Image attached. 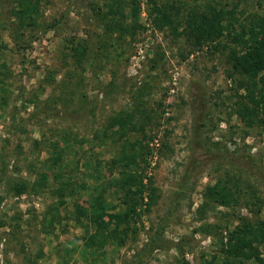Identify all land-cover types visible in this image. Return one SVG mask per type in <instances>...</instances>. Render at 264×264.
Here are the masks:
<instances>
[{"label":"rangeland","instance_id":"1","mask_svg":"<svg viewBox=\"0 0 264 264\" xmlns=\"http://www.w3.org/2000/svg\"><path fill=\"white\" fill-rule=\"evenodd\" d=\"M154 1L174 4L171 25H155L148 0H34L33 22L22 0H0V264H258L234 254L228 219L253 220L245 182L264 219V124L237 115L230 50L185 34L193 10L238 0ZM239 9L263 14L264 0ZM131 113L149 190L125 242L100 246L89 206L100 194L108 215L121 211L110 161L126 143L116 120ZM219 182L239 184L229 207L208 194Z\"/></svg>","mask_w":264,"mask_h":264},{"label":"trees","instance_id":"2","mask_svg":"<svg viewBox=\"0 0 264 264\" xmlns=\"http://www.w3.org/2000/svg\"><path fill=\"white\" fill-rule=\"evenodd\" d=\"M35 1L38 3L40 0ZM247 1L238 0L237 3H229L218 9L209 5L204 12L193 10L186 24L185 29H188V32L185 31V34L192 38L195 48H201L203 44H207L216 51L220 46L223 50H230V64L233 73L244 79L240 86L245 94L237 103V115L249 127H253L257 124H264V13L251 15L245 10L239 9L241 4H245ZM36 2L22 0L19 2L18 14L26 16L27 21L33 22L35 14H37ZM148 4L152 6V14L156 15L154 23L158 28L163 25H171L179 15L174 4H164L156 9L157 3L154 0H148ZM114 7H109L104 18H108L109 15L116 18L115 15L119 9H114ZM21 20V26H24L25 20L22 17ZM113 25H116L113 21L106 23V31ZM118 26L121 28L119 29L122 31H120L121 35H124L123 31H126L128 27L130 28V25L127 26L125 22L123 24V21H118ZM81 48H76L77 56L84 55L86 50ZM154 61L155 59L151 60L155 66ZM133 115L131 113L128 117H120L116 120L115 126L120 125L121 137L126 138V143L120 155L110 161V167L117 168L118 171V178L113 181V186L122 194L120 198L121 211L108 215L100 194L91 199L94 202L89 206L92 211L91 221L96 229L89 240L98 241L100 246H103L107 240L118 241L121 244L125 242L129 236L130 225L132 222H137L139 208L145 202V193L149 190L139 167V160L144 162L146 159V155L142 154L141 142L129 141L126 137L131 131L136 130V127L130 129L128 125L129 122H132ZM244 186L247 198L245 206L253 216V220L249 221L243 216H238L233 220L227 217V219L229 218L228 226L231 221H237L239 224L229 231V241L236 250L234 254L241 260H254L258 264H264V257L258 249L260 245L264 244V219L260 215V206L263 201L252 192V186L246 182ZM27 188V183L23 182L20 187L16 188L17 195L27 192ZM233 189L240 192L238 191L239 184L230 188L219 182L208 190V194L218 196L221 204L229 207L234 200ZM87 210L83 208L81 215L86 213L89 215ZM106 217H109V223L104 221ZM77 219L80 220V217ZM110 224L114 225L112 229ZM142 253L143 251L139 253V256Z\"/></svg>","mask_w":264,"mask_h":264}]
</instances>
